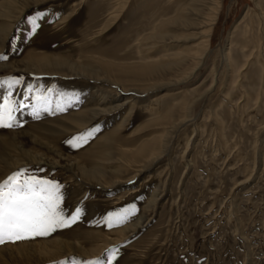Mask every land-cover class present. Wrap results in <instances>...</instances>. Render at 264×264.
<instances>
[{
  "label": "rangeland",
  "instance_id": "1",
  "mask_svg": "<svg viewBox=\"0 0 264 264\" xmlns=\"http://www.w3.org/2000/svg\"><path fill=\"white\" fill-rule=\"evenodd\" d=\"M8 1L0 0V7ZM155 2H160L156 8ZM165 3L48 0L24 9L14 21L0 17V28L9 24L0 42V54L8 59L0 60V66L38 55L61 57L99 73L104 66L158 64L162 58L152 50L146 53L145 39L138 38L150 31L153 15ZM30 17H37L35 33ZM251 51L247 59L244 53ZM101 77L0 69V104L9 94L25 104L14 113L18 126L0 127V151L14 157L20 146L63 167L22 165L5 170L0 183L23 169L27 176L60 185L65 216L80 209L70 226L4 244L57 240L78 248L38 264H106L113 248L117 252L112 264H264V0H222L199 65L166 90L146 96L124 94L123 88L144 87L154 77L116 82ZM13 78L20 82L9 87ZM148 101L174 110L175 121L186 120L170 132L166 148L162 138L167 127L149 123L160 112L149 111ZM45 103L50 111L34 115L33 105L41 109ZM106 107L119 109L94 116L96 109ZM92 129L86 143L73 147L66 142ZM32 137L52 150L34 145ZM147 144L162 155L144 168L128 155ZM59 156L86 169L115 171L116 184L86 183ZM126 212L131 214L124 223L111 227L105 223ZM136 224V229L128 230Z\"/></svg>",
  "mask_w": 264,
  "mask_h": 264
},
{
  "label": "bare ground",
  "instance_id": "2",
  "mask_svg": "<svg viewBox=\"0 0 264 264\" xmlns=\"http://www.w3.org/2000/svg\"><path fill=\"white\" fill-rule=\"evenodd\" d=\"M45 1H48V0H9L8 2H6L0 7V17L8 21H14L16 18H18V16L24 9L44 3ZM165 2H166L165 4H162V6H159V8L157 9V11L159 12L155 13L156 14L155 16L153 15V20L155 22H154L153 27L150 29V31L144 34L143 37L138 38V39H145L144 47L146 49L145 50L146 53L152 50L154 51V53L152 54L155 57L157 56L159 58H162V61H160V63L158 64L156 63V64L151 65L150 63V64L136 65V66H113V65L104 66L102 67V69L101 67H99L101 70V72L99 73L95 69L88 70L86 67L83 68L82 66L80 67V66H75L73 64H70L63 59H60L61 57L56 58V57L46 56V55L39 57V55L37 54L38 57L31 58L30 56L29 58L31 59L25 62L16 63V64L13 63L11 65L3 64L0 66V69H3V68H11L12 70L19 69V70L41 74V75L42 74H61V75H67V76L68 75H80L83 77L91 78V80L92 79L101 80L102 79L101 75L104 74L105 77L107 76L106 78H111V81L112 79H114L115 82L116 80H120V79L121 80L126 79L127 81L128 80L129 81L130 80L141 81L142 79H148V78L154 77V79L148 81L147 85H144V87H140V88L131 87L127 89H124L123 87H121V89L123 88L122 92L124 94L135 92L140 95L146 96V94L151 93V92L156 93V91L161 90V89L166 90V88H169L171 85L178 83L179 81L178 79L180 78L183 79L186 76H188L199 65L201 58L203 57L205 51L207 50L210 44L212 30L215 25L216 18L219 13L222 0H165ZM159 3L155 2L154 8H156V5H158ZM149 5L151 6V4ZM8 26L9 24H7L6 22L5 26H2V28H0V42L4 40L6 36V31L9 28ZM251 55H252V51L249 52V55L248 54L246 55V53H244V56H246L247 59H249ZM186 66L188 69L187 72L184 71ZM177 74L179 75L176 76ZM128 99L125 100L126 103L130 101ZM173 99L175 98H172V100ZM117 105L118 107L120 106L119 104ZM173 107H174V104L172 108ZM106 108L102 110L96 109V111H94V116L95 115L97 116V114L99 113H108V112L114 111L117 107L116 108L114 107L111 109H108V108L106 109ZM146 108L149 109V111L150 110L153 111L154 109L155 111L160 112L157 119L156 120L154 119L155 122H149V123H152V124L155 123L156 125H162V126L167 127L166 134L163 135L164 138H162L165 141L164 143L163 142L162 143H163V147L165 148L168 147L167 142L170 137L169 136L170 132L178 129L180 126L183 125V123L185 124L186 120H181L180 118L179 121L178 120L175 121L174 114L176 113H174L175 112L174 110L172 109L165 110L164 108L162 109V104H158V103L156 104L153 101H148L146 103ZM86 118L87 116L81 117V119L83 120ZM81 122L78 121V124H81ZM35 138L33 137L31 138L34 145L40 146L41 148L43 147L46 150L48 149V151L52 150L50 146L46 144V142L44 143L42 140L39 141ZM153 139H156V138H153ZM31 140L29 142H31ZM154 143L152 142V144ZM150 145L151 144L141 146L136 153L132 155L129 154L128 157L132 159L134 164L136 163L142 164L141 166L145 168L146 164H151L153 162H156V160L160 158V155H162L161 153L153 152V149H151ZM3 148H4V144H3ZM15 149L17 150V153L14 152L16 153V156L13 155L14 157H10L9 155L5 154L6 152L4 153L3 150L0 151V176L4 174L5 170H11L12 168H17L19 166L32 164V163H39V164L45 163V164H49L50 166L60 165L59 161L51 162L49 159H46L44 156L39 155L40 153L39 154H37V152L32 153L31 151H28V149L24 150L20 146L18 147L16 146ZM58 159H60L61 162L63 161L66 168L73 171V174L78 179L86 183H89L91 185H102V186H107V187L116 184L114 177L117 174V172L115 171H108L102 168L86 169V168L79 166L75 161L70 160L68 158L59 156ZM118 159H120V157H118ZM112 160L113 159L111 158V161ZM109 161L110 160H108V162ZM60 168H63V167H61L60 165ZM140 171L142 172V169ZM137 227L138 225L136 224V225L130 226L128 230H134ZM125 230L127 229L125 228ZM20 244H23V243L21 242ZM76 247H74L73 245L61 243L60 241H57V240L47 241L43 244H34V245L26 244L24 246L18 245V244L17 245L3 244L0 246V264H32L33 262H35V264L36 262L37 264L41 262L43 263L44 260L57 259L71 252H78V248ZM10 254H13V258L12 256H9ZM27 255L28 256L30 255L32 259H28Z\"/></svg>",
  "mask_w": 264,
  "mask_h": 264
},
{
  "label": "snow or ice",
  "instance_id": "3",
  "mask_svg": "<svg viewBox=\"0 0 264 264\" xmlns=\"http://www.w3.org/2000/svg\"><path fill=\"white\" fill-rule=\"evenodd\" d=\"M36 19L37 17L29 18L32 33H35L37 29ZM7 59V55L0 54V60ZM19 82V78H13L9 87ZM42 99L46 101V97ZM24 107L23 101L17 102L11 99V94L6 95L4 102L0 104V127L18 126L14 113ZM33 107L34 115H38L40 110L50 111L46 103L41 106V109H36L34 105ZM57 109L64 110L59 104ZM94 131L95 129L89 130L87 134L73 137L66 142L77 147L81 143H86ZM25 173L26 170L21 169L0 183V244L47 236L56 229L70 226L79 218L80 209L78 208L70 214V217L64 215L61 208L63 197L59 184L27 176ZM130 214L126 212L123 216L109 217L105 223L109 227L122 224ZM116 252L115 248L109 251L106 264H112ZM73 264L78 262L73 261ZM87 264H101V262H87Z\"/></svg>",
  "mask_w": 264,
  "mask_h": 264
}]
</instances>
